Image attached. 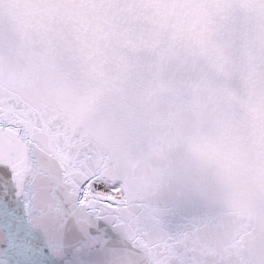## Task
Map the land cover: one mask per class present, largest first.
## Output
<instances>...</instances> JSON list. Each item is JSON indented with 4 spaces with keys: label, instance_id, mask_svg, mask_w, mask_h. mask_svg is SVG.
<instances>
[{
    "label": "snow or ice",
    "instance_id": "6c2138e0",
    "mask_svg": "<svg viewBox=\"0 0 264 264\" xmlns=\"http://www.w3.org/2000/svg\"><path fill=\"white\" fill-rule=\"evenodd\" d=\"M0 264H264V0H0Z\"/></svg>",
    "mask_w": 264,
    "mask_h": 264
}]
</instances>
